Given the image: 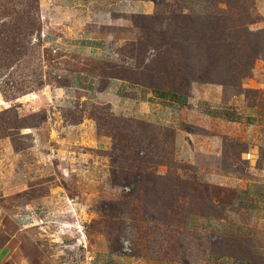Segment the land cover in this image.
<instances>
[{
	"label": "rangeland",
	"instance_id": "rangeland-1",
	"mask_svg": "<svg viewBox=\"0 0 264 264\" xmlns=\"http://www.w3.org/2000/svg\"><path fill=\"white\" fill-rule=\"evenodd\" d=\"M112 78L264 109V0H0V264L245 255L189 218L264 193V124L141 119L100 96Z\"/></svg>",
	"mask_w": 264,
	"mask_h": 264
},
{
	"label": "crops",
	"instance_id": "crops-1",
	"mask_svg": "<svg viewBox=\"0 0 264 264\" xmlns=\"http://www.w3.org/2000/svg\"><path fill=\"white\" fill-rule=\"evenodd\" d=\"M133 6L142 8L140 10L144 12L153 8L144 2L133 3ZM80 79L85 80L83 77L78 80ZM78 83L73 79L70 87H78ZM199 90L205 93L201 97L203 101H198V95L195 96ZM125 92L130 93L128 106H130L131 114L151 122H167V125L178 129L183 120L181 117L185 116L187 118L190 114V112L188 113L190 105H193V111L199 110L210 118L230 122L250 120L264 124L263 108L247 106L237 96L225 99L224 91L216 88L195 86L190 93L185 94L171 89L151 88L112 78L107 83L105 90L100 93V96H109L111 102H119L124 99L123 94ZM191 116L189 115V118ZM82 121L76 125L81 124ZM251 194L250 191L246 190L237 195V198L233 199L231 203L225 201L223 205L227 210L222 215L190 216L189 221L192 226L202 225V228L208 229L221 237L237 236L241 239H248L249 242L248 252L245 255L210 252L206 254L205 259L200 264H264V193H258L256 197H250ZM252 212L256 213V217L252 218L250 215L248 218V215Z\"/></svg>",
	"mask_w": 264,
	"mask_h": 264
},
{
	"label": "trees",
	"instance_id": "trees-1",
	"mask_svg": "<svg viewBox=\"0 0 264 264\" xmlns=\"http://www.w3.org/2000/svg\"><path fill=\"white\" fill-rule=\"evenodd\" d=\"M167 44H169V43H167ZM248 54H249V56L247 57V60H248L249 64H251L253 62L252 60L254 58L258 57L260 52H255V53L253 52V53H248ZM179 58H181V57H179ZM165 59L168 61V64H167L168 67H164V70L171 72L172 68L173 69L175 68L176 72H183L184 66L182 65L181 61L173 62V61L170 60V58H165Z\"/></svg>",
	"mask_w": 264,
	"mask_h": 264
}]
</instances>
